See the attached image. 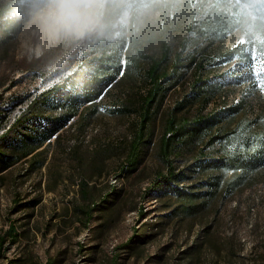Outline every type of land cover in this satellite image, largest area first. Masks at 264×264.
I'll return each instance as SVG.
<instances>
[{"label": "rangeland", "instance_id": "1", "mask_svg": "<svg viewBox=\"0 0 264 264\" xmlns=\"http://www.w3.org/2000/svg\"><path fill=\"white\" fill-rule=\"evenodd\" d=\"M126 2L129 14L116 9L102 31L50 44L33 21L32 0H0V17L16 13L0 24V99L7 90L5 97L24 91L48 64L78 65L85 54L96 57L91 44L100 38L123 43L125 65L87 105L85 118L75 116L57 138L37 148L34 159L0 175V264H264V166L249 175L193 162L201 149L219 156L233 148L251 150L264 139V0ZM163 43L171 47V60L176 52L187 61L203 50L200 74L219 85L206 104L190 99L198 71L181 67L178 84L149 123V142L129 169L126 157L147 89L150 60L144 56L158 58ZM232 47L238 49L230 56ZM183 98L177 114L188 117L241 103L220 125L226 140L184 145L174 158L186 174L180 185L200 194L191 214L179 213L181 198L168 190L142 196L165 171L159 140L166 117ZM39 102L30 111L60 110ZM123 106L134 111H117Z\"/></svg>", "mask_w": 264, "mask_h": 264}, {"label": "trees", "instance_id": "2", "mask_svg": "<svg viewBox=\"0 0 264 264\" xmlns=\"http://www.w3.org/2000/svg\"><path fill=\"white\" fill-rule=\"evenodd\" d=\"M14 15H16L15 10L3 14L0 17V24L9 23ZM111 20V18H107L106 23ZM91 46L93 53H98L96 57L87 59V56H85L87 54H85L83 56L84 60L78 63L66 83L55 85L41 93L12 126L0 135V175L22 159H34L39 153L37 148L46 141L49 143V139L53 136L57 138L59 130L74 116H77L78 119L85 118L87 105L94 103L105 88L116 82L118 75L125 68V65L120 62L121 50L124 48L123 43L117 47L114 42L100 38L93 42ZM237 49L232 47L228 50V55L232 56ZM144 57L150 60L144 72L147 89L141 96L139 123L126 157L127 162L125 165L129 169L135 167L142 150V144L149 142L148 137L151 136L147 132L149 123L154 119L168 90L178 84V74L181 67L193 66L198 71L197 76L192 81L190 99L201 97L203 103L206 104L214 97L219 85L217 80L211 82L209 74H200V71L205 68L207 59L203 54V50L195 52L187 61L180 56L179 52H176L171 60V47L163 43L158 58ZM181 61L186 62L179 63ZM186 99L180 100L177 107H175V111L171 112L165 119L159 140V155L165 171L155 175L143 190L142 196L146 197L153 191L168 190L176 197L181 198L178 207L179 213L191 214L196 211V206H190V204L193 200L198 199L200 194L191 192L180 185L186 179V174L183 169L175 166L174 158L182 153L184 145L202 143V146L207 147L217 141L226 140L227 133L220 132V125L226 115L239 110L241 103L224 104L221 108L206 114L198 113L188 117L177 114V111L184 107ZM37 101H40L41 105H48L52 109L60 110L56 113L30 111ZM118 110L126 113L134 111L127 106L119 107ZM193 162L199 167L218 168L224 166L231 169H240L243 174L249 171V175H253L259 167L264 166V139L256 140V146L251 150L233 148L219 156H208L201 149L196 154ZM243 178L244 176L240 175L235 184H240ZM257 181L256 178L250 180L249 185ZM82 183L86 184L85 182ZM10 231L13 233L12 239L14 241L16 232L12 227Z\"/></svg>", "mask_w": 264, "mask_h": 264}, {"label": "clouds", "instance_id": "3", "mask_svg": "<svg viewBox=\"0 0 264 264\" xmlns=\"http://www.w3.org/2000/svg\"><path fill=\"white\" fill-rule=\"evenodd\" d=\"M33 21L50 44L81 40L106 27L116 9L129 14L126 0H32Z\"/></svg>", "mask_w": 264, "mask_h": 264}, {"label": "bare ground", "instance_id": "4", "mask_svg": "<svg viewBox=\"0 0 264 264\" xmlns=\"http://www.w3.org/2000/svg\"><path fill=\"white\" fill-rule=\"evenodd\" d=\"M37 49H39V46H37ZM76 66L77 65L75 64H66L62 67L61 64L50 66L43 73V85L40 87L39 92L34 80L24 91L15 95L13 94L7 97H2V99H0V120L6 119L7 112H13L21 105H23V110L17 112V115L13 119L8 120L5 128H0V135L12 126V124L30 107V105L41 93L51 89L55 85L66 83L67 80L72 76ZM38 77L39 74L37 77H35L36 80Z\"/></svg>", "mask_w": 264, "mask_h": 264}, {"label": "built area", "instance_id": "5", "mask_svg": "<svg viewBox=\"0 0 264 264\" xmlns=\"http://www.w3.org/2000/svg\"><path fill=\"white\" fill-rule=\"evenodd\" d=\"M57 62H54V63H57ZM51 64H48L46 67H44L41 70H39V77H38L37 80H35V84H36V87L38 88V92H39L40 87L43 85L42 84L43 73H44V71H46L50 67ZM75 65H77V62H75ZM7 91H5V96L7 95ZM22 110H23V105H21L18 108H16L13 112H7L6 119L0 120V128H5V125L8 122V120L13 119L17 115V112H20Z\"/></svg>", "mask_w": 264, "mask_h": 264}, {"label": "crops", "instance_id": "6", "mask_svg": "<svg viewBox=\"0 0 264 264\" xmlns=\"http://www.w3.org/2000/svg\"><path fill=\"white\" fill-rule=\"evenodd\" d=\"M74 117H75V116H74ZM74 117H73V118H74ZM73 118L71 119V121L73 120ZM69 121H70V120H69ZM69 121H68V122H69ZM68 122H67V123H68ZM61 129H62V128H61ZM61 129H60V130H61ZM60 130H59V132H60ZM53 137H55V136H53ZM53 137H52V138H53ZM52 138H51V139H52ZM51 139H49V140H51Z\"/></svg>", "mask_w": 264, "mask_h": 264}]
</instances>
